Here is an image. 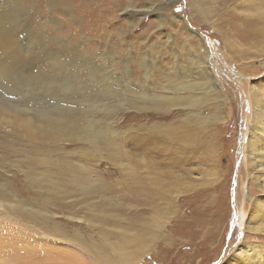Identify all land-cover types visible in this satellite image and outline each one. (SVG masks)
<instances>
[{"label": "rangeland", "instance_id": "1", "mask_svg": "<svg viewBox=\"0 0 264 264\" xmlns=\"http://www.w3.org/2000/svg\"><path fill=\"white\" fill-rule=\"evenodd\" d=\"M120 1L0 0V251L21 264L33 248L38 263L81 245L112 260L118 240L138 264H224L243 241L264 245L263 230H246L248 194L264 202V191L245 156L264 42L233 28L256 18L251 0ZM201 55L224 93L204 121L179 106L140 110L119 91L126 71L155 94L205 76ZM102 75L111 93L95 90Z\"/></svg>", "mask_w": 264, "mask_h": 264}, {"label": "bare ground", "instance_id": "2", "mask_svg": "<svg viewBox=\"0 0 264 264\" xmlns=\"http://www.w3.org/2000/svg\"><path fill=\"white\" fill-rule=\"evenodd\" d=\"M115 1L116 7H120L121 1ZM249 8L255 10L249 13L254 15L256 18H245L241 21V24H238L237 22L234 23L233 28L239 29V27H241V30L237 31V33L240 32L238 37L242 40L251 43L264 42V0H251L249 2ZM243 22L246 23L245 26ZM4 39L6 40V38ZM226 40L230 47V52L234 53L235 56L240 59L239 51L234 49L238 43V39L226 36ZM248 52L249 54H254L253 52ZM263 53V49L261 51L259 50V54ZM198 63L202 66L205 76L193 77L192 75H189V79L184 80L180 75L177 79L169 80L163 87H161L162 94H155L149 89H140L138 85L132 81L128 71L124 74L125 77L123 81H125V83L119 91L131 92L133 95L136 94L137 101H132L131 105L139 108L140 110L165 108L166 111H170L174 107L179 106L183 109H188L189 112L192 113L190 114V117H193L198 122L204 121L206 118L202 117L200 110H202L203 106L207 103H213V107L218 109V102L222 101L221 98H223L222 96L224 93L221 84L218 82L219 80H217L210 73L209 66L207 64L209 63L207 55H201ZM149 72L146 74L147 79L149 77ZM93 73L91 74L94 75ZM111 73V71L108 72V77L111 76ZM101 77L103 79V83L99 82L98 85L100 86L95 90L100 93H111L114 91L112 85L108 84L109 82L105 83V80L108 77L103 75ZM250 95L252 101V118H250L248 123V139L245 155L246 163L251 170L254 171L256 168L258 169L257 172L260 174L258 177L253 176V179L257 182V184H260L261 189L264 191V79L251 84ZM223 100H226V98ZM258 178L260 181H258ZM80 180V176H74V183L80 184ZM248 198L251 200L250 207L252 209V215L248 220L249 223L246 226V230L259 233L261 230L264 231V202L256 200V198H253L249 194ZM12 212L15 216H17L16 219L20 220L18 218L21 216L20 210L18 208H14ZM35 220L37 223H43V221L39 218H35ZM1 234L0 245L2 244V247L0 248L8 249V247H3V241L6 240L5 238L7 235L3 232ZM102 234L105 239L108 240L111 237V234L114 233L111 232V230H104L102 231ZM121 234L122 233H120V235ZM128 238L130 242H136L139 239V236L135 234L130 235ZM6 241H9V239ZM110 245L115 253V259L112 260H108L107 258L105 259L98 253H95L94 255L85 247L79 245V252H74V256L72 257H70V253H63V255H66L65 258H60L48 255L45 250L38 254L40 256H38L36 254L38 252H36L34 255L38 256V258L36 257L38 260L35 261H38V263H33V260H29L33 258L32 253L36 251L35 249V251L32 252L33 248H31L32 251L29 252L31 253V257L27 254V258H30L26 259V254L24 255L23 253L28 251L21 248V264H44L45 261L50 262L49 264H138L136 257L139 256V251H132L125 243L118 242V240L113 243L110 242ZM3 252L4 251H0V264L19 263L18 254L8 253L7 255H4L2 254ZM24 257L26 260L23 259ZM224 264H264V245H251L243 241Z\"/></svg>", "mask_w": 264, "mask_h": 264}]
</instances>
